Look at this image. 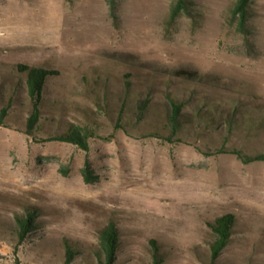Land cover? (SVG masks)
Masks as SVG:
<instances>
[{"label": "rangeland", "instance_id": "obj_1", "mask_svg": "<svg viewBox=\"0 0 264 264\" xmlns=\"http://www.w3.org/2000/svg\"><path fill=\"white\" fill-rule=\"evenodd\" d=\"M174 2L116 0L112 14L108 0H0L5 88L20 78L19 63L59 71L38 138L70 121L96 133L89 151L41 142L23 131L27 103L12 126H0V264H64V239L81 249L73 264H96L111 221L120 229L118 264H151L153 239L163 264H206L215 239L208 222L226 213L237 222L218 264H264V162L207 155L221 141L216 131L178 143L146 136L163 123L169 92L193 91L195 104L264 107V0L251 2L249 36L232 18L236 0H188L172 20ZM126 80L132 91L116 130ZM149 93L151 113L138 122L135 104ZM228 144L264 152V128L236 130ZM88 158L101 177L94 184L82 174ZM30 207L41 209V224L16 250L9 223Z\"/></svg>", "mask_w": 264, "mask_h": 264}, {"label": "trees", "instance_id": "obj_2", "mask_svg": "<svg viewBox=\"0 0 264 264\" xmlns=\"http://www.w3.org/2000/svg\"><path fill=\"white\" fill-rule=\"evenodd\" d=\"M112 14L116 13V0H108ZM252 0H236L231 9L232 18L237 22L239 32L250 35V6ZM188 0H176L172 4L171 18L175 20L183 10H189ZM17 75L20 78L10 79L9 89L5 88L8 81L4 76L0 82V126H12L10 118L17 112L19 106L27 103L29 106L25 117L23 131L41 142L61 141L72 143L85 151L90 150V140L96 137L92 125L81 122H68L62 130L47 133L38 138L37 135L44 132L46 118H44V107L46 105V94L48 82L51 77L59 74L56 69L32 66L24 63L16 65ZM125 77L128 79L129 74ZM126 97L121 106L115 129H121L124 120V107L127 105L128 97L131 95L132 85L129 80L125 81ZM25 97L21 98V93ZM195 93L189 96L178 95L172 92L166 94V109L162 111L163 123L158 130L151 131L146 136L158 137L172 143L185 142L192 135L203 137L207 134L218 132L221 138L219 145L212 150L209 148L207 155L219 153L235 154L245 164L264 162V152L254 154L246 153L236 146H229L231 136L236 130L247 128L248 130H259L264 128V107H255L253 111L243 108L241 101L231 100L228 104L211 100L206 97L200 99L198 104L193 103ZM151 94L146 98L141 97L135 104L138 122L147 119L151 113ZM199 99V98H198ZM192 106V107H191ZM189 107V108H188ZM69 171L66 169L65 174ZM84 180L88 184L97 183L100 175L96 174L91 160H86L82 169ZM41 209L30 207L26 213L16 214L9 223V231L16 241L15 249L31 239L39 228L41 221L38 216ZM237 218L233 213H226L209 221L208 226L214 234V241L210 248V257L206 264H218L222 252L230 244L233 229ZM153 246V260L151 264H163L164 257L161 255V247L157 240H151ZM65 249L64 264H73L81 249L69 241L63 240ZM121 250L120 229L111 221L100 230L99 246L93 251L96 264H118V255Z\"/></svg>", "mask_w": 264, "mask_h": 264}, {"label": "bare ground", "instance_id": "obj_3", "mask_svg": "<svg viewBox=\"0 0 264 264\" xmlns=\"http://www.w3.org/2000/svg\"><path fill=\"white\" fill-rule=\"evenodd\" d=\"M9 17H10V16H9ZM9 17H8V18H9ZM8 18H7V19H8ZM1 20H2V19H1ZM7 21H8V20H7ZM3 23L5 24V22H3ZM3 28H4V27H3ZM7 28H8V27H7ZM6 30H7V29H6Z\"/></svg>", "mask_w": 264, "mask_h": 264}]
</instances>
